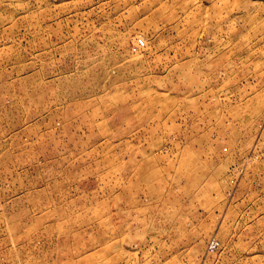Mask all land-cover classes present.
Returning <instances> with one entry per match:
<instances>
[{
  "label": "rangeland",
  "instance_id": "obj_1",
  "mask_svg": "<svg viewBox=\"0 0 264 264\" xmlns=\"http://www.w3.org/2000/svg\"><path fill=\"white\" fill-rule=\"evenodd\" d=\"M0 264H264V0H0Z\"/></svg>",
  "mask_w": 264,
  "mask_h": 264
},
{
  "label": "built area",
  "instance_id": "obj_2",
  "mask_svg": "<svg viewBox=\"0 0 264 264\" xmlns=\"http://www.w3.org/2000/svg\"><path fill=\"white\" fill-rule=\"evenodd\" d=\"M140 43L142 44L143 43V40H140Z\"/></svg>",
  "mask_w": 264,
  "mask_h": 264
}]
</instances>
